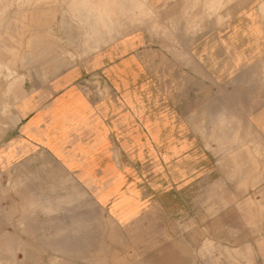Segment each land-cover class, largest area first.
I'll use <instances>...</instances> for the list:
<instances>
[{
  "label": "rangeland",
  "instance_id": "1",
  "mask_svg": "<svg viewBox=\"0 0 264 264\" xmlns=\"http://www.w3.org/2000/svg\"><path fill=\"white\" fill-rule=\"evenodd\" d=\"M118 1L0 0V61L11 63L10 50L16 54L20 94L26 82L48 81L84 59L82 44L104 33L114 42L142 31L163 49L148 54L165 60L167 33L183 22L166 10L179 1H186L180 4L188 10L184 27L194 35L225 25L236 10L260 12L264 24V0H171L155 10ZM220 12L224 16L215 18ZM2 76L6 88L10 79ZM160 87L165 92V83ZM5 96L10 107L5 113L0 108V264H264V162L209 165L229 178L196 187L194 208L174 211L166 196L153 193L156 168L149 155L138 164L137 178L127 181L133 193L120 191L119 179L87 178L91 163L63 165L30 148L19 125L24 99L15 105V97L4 94V102ZM159 106H166L165 95ZM81 168L76 177L73 171Z\"/></svg>",
  "mask_w": 264,
  "mask_h": 264
},
{
  "label": "crops",
  "instance_id": "2",
  "mask_svg": "<svg viewBox=\"0 0 264 264\" xmlns=\"http://www.w3.org/2000/svg\"><path fill=\"white\" fill-rule=\"evenodd\" d=\"M118 2L155 10L173 1ZM184 2L166 10L183 22L167 33L165 60L148 54L163 49L142 31L114 42L104 33L85 41L79 49L85 58L57 76L26 82L19 122L25 143L63 165L91 163L87 178L119 179L126 192H132L127 181L137 178L138 164L149 155L156 168L153 193L166 196L174 211L194 208L196 187L229 178L209 165L264 162L262 13L232 11L225 25L194 35L184 27ZM162 95L165 107L159 106Z\"/></svg>",
  "mask_w": 264,
  "mask_h": 264
},
{
  "label": "bare ground",
  "instance_id": "3",
  "mask_svg": "<svg viewBox=\"0 0 264 264\" xmlns=\"http://www.w3.org/2000/svg\"><path fill=\"white\" fill-rule=\"evenodd\" d=\"M8 25V24H7ZM15 29V28H14ZM6 48V47H5ZM10 53H11V63H9V62H7V61H0V78H1V76H2V79H3V77L4 78H6V79H10V81L8 82L6 79H4V80H6L7 82H8V84H6L7 86H6V88L5 87H2V86H0L1 88H5L4 89V91H2V92H4V94L5 95H7V96H9V95H12L11 97H15V99H14V101H13V103L15 104V105H17V104H19V103H21L22 102V99H23V93H21L20 94V91H22V89H20L21 87H20V85H19V80L16 78V76L14 75V62H15V60H17V56H16V54L13 52V50H10ZM5 60H6V57H5ZM0 82H1V80H0ZM5 82V81H4ZM5 84V83H4ZM4 86V85H3ZM0 88V89H1ZM2 92L0 93V94H2ZM4 94L1 96L3 99H1V100H3V102H4ZM6 97V96H5ZM5 100L7 101V97L5 98ZM8 100H9V97H8ZM11 100V99H10ZM10 100H9V103H10ZM13 100V99H12ZM6 101L4 102V103H2L3 105H2V107L0 106V108H2V113H5L8 109H9V107H10V105L8 104V101H7V103H6ZM1 102V101H0ZM12 102H11V104H13ZM11 110V109H10ZM9 110V111H10ZM8 111V112H9ZM4 238V237H3Z\"/></svg>",
  "mask_w": 264,
  "mask_h": 264
}]
</instances>
